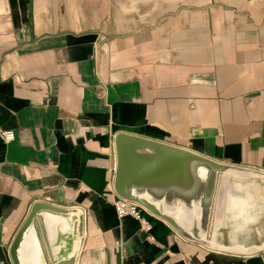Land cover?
Instances as JSON below:
<instances>
[{
  "label": "crops",
  "instance_id": "obj_1",
  "mask_svg": "<svg viewBox=\"0 0 264 264\" xmlns=\"http://www.w3.org/2000/svg\"><path fill=\"white\" fill-rule=\"evenodd\" d=\"M0 129V264L35 202L71 213H39L21 264H264V0H0ZM118 132L242 171L219 183L223 244L117 217ZM174 189L149 199L197 223Z\"/></svg>",
  "mask_w": 264,
  "mask_h": 264
},
{
  "label": "water",
  "instance_id": "obj_2",
  "mask_svg": "<svg viewBox=\"0 0 264 264\" xmlns=\"http://www.w3.org/2000/svg\"><path fill=\"white\" fill-rule=\"evenodd\" d=\"M113 144L115 151L113 189L116 195L119 198L135 202L150 213L164 219L183 238L210 248H217L216 244L206 238L217 174L242 171L235 166L217 162L199 153L125 132L116 133ZM195 169L203 172L199 178ZM170 173H174V176L177 177L175 179H180L179 184L173 185L170 182ZM188 173L191 181L190 188L187 186L186 179ZM168 188H176L174 190L178 196L185 197V199L190 197V200H194L196 195L197 200H194L193 203L197 216H199V221L196 223L199 231L197 237L192 232L193 223L176 221L164 210L161 212L156 202L149 199L150 194L164 195L163 190ZM41 212L70 214L71 210L41 202L32 204L11 242L9 255L12 264H21L18 250L27 231L32 230L37 234L35 219ZM80 226L79 224L78 231H80ZM55 264H69V262Z\"/></svg>",
  "mask_w": 264,
  "mask_h": 264
},
{
  "label": "built area",
  "instance_id": "obj_3",
  "mask_svg": "<svg viewBox=\"0 0 264 264\" xmlns=\"http://www.w3.org/2000/svg\"><path fill=\"white\" fill-rule=\"evenodd\" d=\"M0 138L4 142H10L13 140L14 134L11 130L0 129ZM113 207L118 218L130 216L137 220L140 231L147 233L151 230V224L146 219L143 209L137 203L117 197L113 202Z\"/></svg>",
  "mask_w": 264,
  "mask_h": 264
},
{
  "label": "rangeland",
  "instance_id": "obj_4",
  "mask_svg": "<svg viewBox=\"0 0 264 264\" xmlns=\"http://www.w3.org/2000/svg\"><path fill=\"white\" fill-rule=\"evenodd\" d=\"M239 173L240 172H238V173L233 172V173H230L228 175L229 176L230 175L231 176H237ZM223 177L225 178V175L223 173L217 174L216 187H215V192H214L213 201H212V205L215 204V206L211 207L212 213H210V215L211 214L213 215V221L208 223L209 235L207 236V239L211 240L217 246L223 244L222 240H224V239H221L219 237V231H220L219 222H218V218H219L218 217L219 216V210L218 209H219V206L217 204L218 203V199H219V183L221 182V178H223ZM227 180L229 181V178H227ZM235 180L236 179L234 178L233 180H230V181H235ZM251 180L255 181L256 179L255 178H251ZM258 180H256V181H258ZM232 225H235V224H232ZM192 232H193L194 236H196V237L198 236L199 231H198L196 222L193 223ZM230 241H232V240H228L229 243H230Z\"/></svg>",
  "mask_w": 264,
  "mask_h": 264
},
{
  "label": "bare ground",
  "instance_id": "obj_5",
  "mask_svg": "<svg viewBox=\"0 0 264 264\" xmlns=\"http://www.w3.org/2000/svg\"><path fill=\"white\" fill-rule=\"evenodd\" d=\"M195 172L198 176V178L201 176L200 174H203V172H201L199 169H195ZM232 173V172H229ZM228 174V172H227ZM196 193V192H195ZM195 198L197 200V197L195 195ZM23 242L26 246V248H29L31 251L28 253L27 258L30 259L32 258L34 260L35 256H36V252H35V247H34V243H35V236H34V232L32 230H29L25 233L24 235V239Z\"/></svg>",
  "mask_w": 264,
  "mask_h": 264
}]
</instances>
